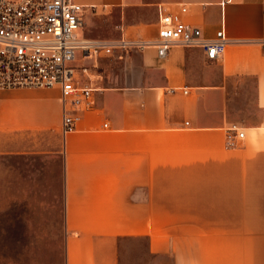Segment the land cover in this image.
<instances>
[{
	"label": "crops",
	"instance_id": "obj_1",
	"mask_svg": "<svg viewBox=\"0 0 264 264\" xmlns=\"http://www.w3.org/2000/svg\"><path fill=\"white\" fill-rule=\"evenodd\" d=\"M75 1L103 26L82 38L157 40L161 13L187 6L204 39L223 27L232 41L218 60L175 45L165 58L149 46L88 61L92 107L66 137L59 88L0 90L2 137L62 136L64 264H121L126 239L146 240V264H264V0ZM234 125L245 138L228 148Z\"/></svg>",
	"mask_w": 264,
	"mask_h": 264
},
{
	"label": "built area",
	"instance_id": "obj_2",
	"mask_svg": "<svg viewBox=\"0 0 264 264\" xmlns=\"http://www.w3.org/2000/svg\"><path fill=\"white\" fill-rule=\"evenodd\" d=\"M187 11L188 7L182 6L179 11L162 12L157 40L121 38L110 42L79 35L85 25L86 6L75 0H0V90L59 88L60 130L66 137L76 130L81 112L92 107L97 87L88 61L112 56L116 49L149 46L157 48L160 58L175 45L200 47L208 60L224 55L232 41L225 29L218 30L214 39H204L201 28L183 19ZM182 90L188 93L186 88ZM244 138L245 132L235 125L226 131L228 148Z\"/></svg>",
	"mask_w": 264,
	"mask_h": 264
},
{
	"label": "rangeland",
	"instance_id": "obj_3",
	"mask_svg": "<svg viewBox=\"0 0 264 264\" xmlns=\"http://www.w3.org/2000/svg\"><path fill=\"white\" fill-rule=\"evenodd\" d=\"M98 27L86 25L85 17L84 31L102 30V23ZM1 133L0 253L12 264H38L33 252H43L45 264H64V160L56 152L62 136L53 129L16 131L7 138ZM146 252L145 239L120 241L121 264H146ZM159 262L174 259L165 255Z\"/></svg>",
	"mask_w": 264,
	"mask_h": 264
}]
</instances>
